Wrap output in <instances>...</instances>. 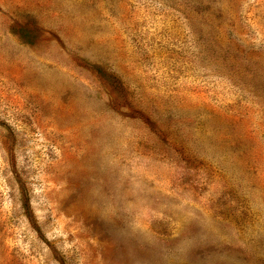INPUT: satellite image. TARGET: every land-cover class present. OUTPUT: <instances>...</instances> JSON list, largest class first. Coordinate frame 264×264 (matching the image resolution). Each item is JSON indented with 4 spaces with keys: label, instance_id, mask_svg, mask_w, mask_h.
<instances>
[{
    "label": "rangeland",
    "instance_id": "374dc122",
    "mask_svg": "<svg viewBox=\"0 0 264 264\" xmlns=\"http://www.w3.org/2000/svg\"><path fill=\"white\" fill-rule=\"evenodd\" d=\"M0 264H264V0H0Z\"/></svg>",
    "mask_w": 264,
    "mask_h": 264
}]
</instances>
